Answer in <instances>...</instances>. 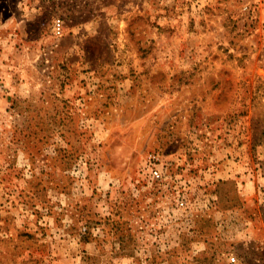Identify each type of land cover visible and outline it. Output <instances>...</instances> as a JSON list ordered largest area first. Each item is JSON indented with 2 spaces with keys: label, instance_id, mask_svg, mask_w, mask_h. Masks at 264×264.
<instances>
[{
  "label": "rangeland",
  "instance_id": "rangeland-1",
  "mask_svg": "<svg viewBox=\"0 0 264 264\" xmlns=\"http://www.w3.org/2000/svg\"><path fill=\"white\" fill-rule=\"evenodd\" d=\"M0 264H264V0H0Z\"/></svg>",
  "mask_w": 264,
  "mask_h": 264
},
{
  "label": "built area",
  "instance_id": "built-area-1",
  "mask_svg": "<svg viewBox=\"0 0 264 264\" xmlns=\"http://www.w3.org/2000/svg\"><path fill=\"white\" fill-rule=\"evenodd\" d=\"M52 29H53L54 35H56V36L61 35L62 30H63L61 19L56 18V19L53 20ZM153 177H154V179H158V178L161 177V174L158 171H155L153 173Z\"/></svg>",
  "mask_w": 264,
  "mask_h": 264
}]
</instances>
